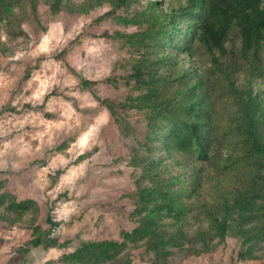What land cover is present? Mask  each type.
Instances as JSON below:
<instances>
[{
	"label": "rangeland",
	"instance_id": "374dc122",
	"mask_svg": "<svg viewBox=\"0 0 264 264\" xmlns=\"http://www.w3.org/2000/svg\"><path fill=\"white\" fill-rule=\"evenodd\" d=\"M54 1L12 0L0 18V264H264V179L199 171L192 190V163L146 129L182 75L202 80L221 126L238 116L207 52L183 49L197 16L163 48L129 37L188 0ZM226 39L230 78L264 109V67L246 60L257 43L245 51L233 26ZM171 171L187 187H167Z\"/></svg>",
	"mask_w": 264,
	"mask_h": 264
},
{
	"label": "trees",
	"instance_id": "16d2710c",
	"mask_svg": "<svg viewBox=\"0 0 264 264\" xmlns=\"http://www.w3.org/2000/svg\"><path fill=\"white\" fill-rule=\"evenodd\" d=\"M131 1L115 0V4H128ZM61 3L62 0H55L52 8L58 9ZM11 5L12 0H0L1 19L4 11ZM193 16H197V24L195 28L189 26L186 32L188 37V32L193 28L189 40L192 42L183 49L188 55L207 52L210 70L214 75L226 80V87L231 93L229 99L236 104L238 116H231V122L221 126L220 118H217L218 112L210 105L211 101L206 91L200 86L203 84L202 80L197 83L185 80L183 84L181 81L185 76L182 75L177 79L183 87L181 96H178L180 100L172 107L155 108L154 115H150L151 123L146 129L148 134L152 132L156 135L149 138L152 143L161 140L172 154L177 153L176 160L180 166L185 167L192 163L193 173L190 176L192 190L193 188L196 190V187L202 184L203 179H198L199 171L204 172L202 177H206L209 170H214L218 175L237 170L248 171L251 173L250 185L255 175L264 179V134L261 129L264 123L262 119L264 109L256 101L250 89L246 92V97H242L241 91L230 78V69L233 71V65L222 61L221 57L228 51L226 38L233 26L245 51L253 49V44L257 43L255 51H252L246 59L250 64V72L254 75L259 65L264 67V51L263 55L262 51H259L260 47L264 50V0H188L187 4L179 5L171 12L161 13V16L152 19L142 32L131 34L129 37L136 35L140 46L145 38L149 40L150 37H155L157 45L163 48L165 44L174 41L175 37L170 34L177 28L178 18ZM226 141L230 149L221 157L220 146ZM212 146L217 148L218 153L213 152ZM179 156L183 159L179 160ZM218 160H221V165H218ZM155 163L159 162L151 159L148 169H154ZM198 163L200 167H197ZM250 165L253 167H249ZM170 173L171 175L166 179L167 187L174 184L175 179L179 180L176 185L187 187L183 185L185 177L180 178L185 173L179 172L178 175L173 171ZM157 175L151 173V177ZM256 184L260 185V190H263L264 184ZM262 197L264 199V193ZM162 203L161 201L160 205ZM48 220L52 225L57 224L50 215ZM42 241L43 239H36L31 243L38 245ZM105 245L100 244L99 247Z\"/></svg>",
	"mask_w": 264,
	"mask_h": 264
},
{
	"label": "crops",
	"instance_id": "0c3cea01",
	"mask_svg": "<svg viewBox=\"0 0 264 264\" xmlns=\"http://www.w3.org/2000/svg\"><path fill=\"white\" fill-rule=\"evenodd\" d=\"M1 253V252H0Z\"/></svg>",
	"mask_w": 264,
	"mask_h": 264
}]
</instances>
